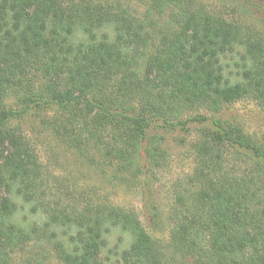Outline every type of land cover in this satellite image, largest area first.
Segmentation results:
<instances>
[{
  "label": "trees",
  "instance_id": "obj_1",
  "mask_svg": "<svg viewBox=\"0 0 264 264\" xmlns=\"http://www.w3.org/2000/svg\"><path fill=\"white\" fill-rule=\"evenodd\" d=\"M142 2L136 14L110 0H0V264L20 251L30 253L23 264H110L102 255L115 233L129 246L114 264H264V143L199 114L242 98L264 109V38L189 0ZM32 115L113 186L167 165L152 132L197 126L195 167L164 222L142 193L164 244L135 214L75 186L50 194L22 129ZM17 199L41 223L16 221ZM30 245L50 252L36 259Z\"/></svg>",
  "mask_w": 264,
  "mask_h": 264
},
{
  "label": "rangeland",
  "instance_id": "obj_2",
  "mask_svg": "<svg viewBox=\"0 0 264 264\" xmlns=\"http://www.w3.org/2000/svg\"><path fill=\"white\" fill-rule=\"evenodd\" d=\"M122 3L127 6L131 13H140L142 11V0H110ZM193 7L203 8L208 14L221 16L231 23L242 26L243 29H249L256 32L264 38V0H189ZM173 11L168 12V17ZM201 115L208 118L214 117L222 122L235 126L240 129L249 138L264 143V109L256 102L242 98L222 109L219 114L206 113L201 110ZM55 116V115H54ZM53 115L47 114L46 117L53 121ZM58 120V117H56ZM59 122V121H57ZM24 135L28 137L35 149L38 162L42 166L44 178L47 179L49 193L51 194L54 187L64 184L69 188L76 187L77 191L88 195L95 204H104L119 207L126 212L133 213L139 219L145 231L153 239L161 240L162 244L167 240V229L164 223L157 230H150L148 219L144 216L142 193L153 202L157 203L158 213L163 222L166 216L168 206L171 204L170 199L189 181L192 171L195 167L196 157L193 152V145L198 139L200 129L197 126H190L188 131H155L151 135L162 138V149L167 155V165L164 169H159L146 174L147 177H140L138 182H130L126 186L110 185L101 175V170L97 164H89L83 158H80L74 148L64 141L53 128L41 124L40 119L33 115L27 117L22 122ZM225 161L227 167L231 166V159ZM143 168V172H145ZM109 174V172H107ZM151 188L153 195L144 190V183ZM51 191V192H50ZM56 199L67 202L63 197H57V192L53 191ZM18 215L16 221L22 223H41V214L36 212L32 214L30 208L16 200ZM161 214L163 216H161ZM166 222V220H165ZM127 237H122L117 233L108 237V247L104 251V261L114 264L117 261L116 255L128 248ZM117 246V247H116ZM27 246L26 251H33V256L37 259L38 255H47L50 248H44L42 245L36 249H30ZM25 251V252H26ZM47 251V252H43ZM30 253L12 254L11 264H23L24 260ZM37 255V256H36ZM49 258L54 254H49ZM48 264H59L57 260L52 259Z\"/></svg>",
  "mask_w": 264,
  "mask_h": 264
}]
</instances>
